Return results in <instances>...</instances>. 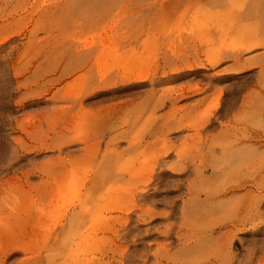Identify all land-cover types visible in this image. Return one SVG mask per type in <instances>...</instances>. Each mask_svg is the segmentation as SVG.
Instances as JSON below:
<instances>
[{
    "label": "rangeland",
    "instance_id": "rangeland-1",
    "mask_svg": "<svg viewBox=\"0 0 264 264\" xmlns=\"http://www.w3.org/2000/svg\"><path fill=\"white\" fill-rule=\"evenodd\" d=\"M0 264H264V0H0Z\"/></svg>",
    "mask_w": 264,
    "mask_h": 264
}]
</instances>
